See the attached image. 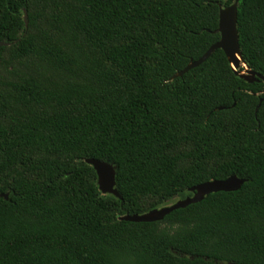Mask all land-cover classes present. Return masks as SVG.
<instances>
[{"label": "trees", "instance_id": "1", "mask_svg": "<svg viewBox=\"0 0 264 264\" xmlns=\"http://www.w3.org/2000/svg\"><path fill=\"white\" fill-rule=\"evenodd\" d=\"M234 1L0 0V264H264V80L222 48L173 77ZM238 31L264 75V0L239 1ZM233 174L237 190L122 218Z\"/></svg>", "mask_w": 264, "mask_h": 264}, {"label": "water", "instance_id": "2", "mask_svg": "<svg viewBox=\"0 0 264 264\" xmlns=\"http://www.w3.org/2000/svg\"><path fill=\"white\" fill-rule=\"evenodd\" d=\"M240 0H235L234 3L220 7L219 27L215 32L221 34V38L216 43L212 44L210 48L204 53L202 57L197 60H192L184 69L178 71L173 77L183 75L191 68L200 65L207 60L211 54L217 49L222 48L226 52V55L232 64L235 72L242 78L249 82L264 80V75L253 70L244 58V55L240 46L239 31H238V4ZM25 19L28 24V12L25 9ZM5 44L0 42V45ZM243 66V70L239 68ZM87 161L91 163L98 174V183L100 189L105 193H113L118 197H122L116 188V168L113 164L98 160L95 158H88ZM247 178H241L236 174H233L225 179L209 180L191 187L193 195H189L186 198L178 199L176 202L170 205H165L160 208H154L143 214H127L122 216L123 219L131 221H156L163 219L167 214L173 210L186 207L192 203L201 201L206 195L215 191H232L239 189ZM8 195L6 194V197Z\"/></svg>", "mask_w": 264, "mask_h": 264}]
</instances>
